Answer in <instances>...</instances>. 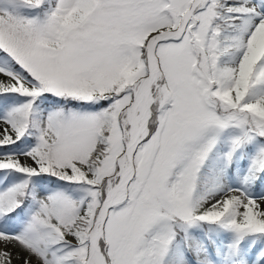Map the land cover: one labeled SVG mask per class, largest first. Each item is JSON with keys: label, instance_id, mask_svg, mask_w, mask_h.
I'll use <instances>...</instances> for the list:
<instances>
[{"label": "snow or ice", "instance_id": "1", "mask_svg": "<svg viewBox=\"0 0 264 264\" xmlns=\"http://www.w3.org/2000/svg\"><path fill=\"white\" fill-rule=\"evenodd\" d=\"M0 264H264V0H0Z\"/></svg>", "mask_w": 264, "mask_h": 264}]
</instances>
